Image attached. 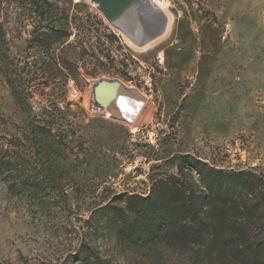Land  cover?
Segmentation results:
<instances>
[{
	"label": "rangeland",
	"instance_id": "1",
	"mask_svg": "<svg viewBox=\"0 0 264 264\" xmlns=\"http://www.w3.org/2000/svg\"><path fill=\"white\" fill-rule=\"evenodd\" d=\"M152 2L172 25L139 46L98 0H0V153L40 180L25 139L36 117L57 182L32 197L0 179V264H202L163 243L132 246L136 201L175 180L204 197L218 172L264 191V0ZM103 79L144 96L131 123L95 106Z\"/></svg>",
	"mask_w": 264,
	"mask_h": 264
},
{
	"label": "trees",
	"instance_id": "2",
	"mask_svg": "<svg viewBox=\"0 0 264 264\" xmlns=\"http://www.w3.org/2000/svg\"><path fill=\"white\" fill-rule=\"evenodd\" d=\"M15 97L19 104L26 105L19 92ZM27 119L25 139L40 162L38 172L42 177L39 180L31 170L22 169L23 156L10 157L5 151L0 153V179L13 194L37 197L42 182L57 185L44 160L51 154L53 140L45 128L36 126V117ZM217 176L223 182L217 185L212 181L201 198L199 193L193 194L191 185L184 187L176 180L160 182L152 197L136 201L140 208L136 210L135 226L131 224L125 230L128 242L134 240L132 246L136 248L144 241V247L163 243L189 252L197 260L204 259L202 264H264V191L256 192L253 177L246 173L218 172ZM228 178L232 181L226 182ZM136 233L138 238H134ZM94 263L100 264V260Z\"/></svg>",
	"mask_w": 264,
	"mask_h": 264
},
{
	"label": "bare ground",
	"instance_id": "3",
	"mask_svg": "<svg viewBox=\"0 0 264 264\" xmlns=\"http://www.w3.org/2000/svg\"><path fill=\"white\" fill-rule=\"evenodd\" d=\"M148 1L149 3L152 2V0ZM152 4L154 5V10L152 9L153 11L162 13V15H164L162 10L157 5H155L153 2ZM97 7L99 8V2ZM109 22L115 28L120 30L125 36H127L133 43L139 46H144L145 44L152 42V40L157 38L162 32L166 34L170 30L172 25L170 19L168 17H165L164 21H162L156 28L145 30L144 33L142 31L141 33H139L138 28H135V26H133V24L129 23L128 21L122 20V18ZM158 38L160 39V37ZM158 40L150 43L149 46H154ZM121 83L123 84L122 86H115L113 91H111L107 104L105 105L104 112L105 115L111 118H116L127 123H131L134 115H136L137 113L139 114L140 110L142 109V106L145 103V98L138 90L127 87L123 82ZM99 109L101 112H103L101 108ZM112 113L115 115H113Z\"/></svg>",
	"mask_w": 264,
	"mask_h": 264
},
{
	"label": "water",
	"instance_id": "4",
	"mask_svg": "<svg viewBox=\"0 0 264 264\" xmlns=\"http://www.w3.org/2000/svg\"><path fill=\"white\" fill-rule=\"evenodd\" d=\"M98 2L99 10L109 21L122 18V20L133 24L135 28L142 30L143 33L145 30L156 28L165 18L162 13L153 11L154 5L152 2L150 4L148 0H98ZM118 85L122 86L123 84L119 80L103 79L93 87L95 106H99L104 115L109 95Z\"/></svg>",
	"mask_w": 264,
	"mask_h": 264
}]
</instances>
